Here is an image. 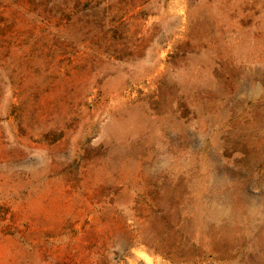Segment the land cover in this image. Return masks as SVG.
<instances>
[{
  "label": "rangeland",
  "instance_id": "374dc122",
  "mask_svg": "<svg viewBox=\"0 0 264 264\" xmlns=\"http://www.w3.org/2000/svg\"><path fill=\"white\" fill-rule=\"evenodd\" d=\"M0 264H264V0H0Z\"/></svg>",
  "mask_w": 264,
  "mask_h": 264
},
{
  "label": "bare ground",
  "instance_id": "6f19581e",
  "mask_svg": "<svg viewBox=\"0 0 264 264\" xmlns=\"http://www.w3.org/2000/svg\"><path fill=\"white\" fill-rule=\"evenodd\" d=\"M250 213H253V212H251L250 211ZM257 213L260 215V216H262L263 217V214H262V212H258L257 211ZM263 221H261V222H257V223H255L254 225H253V222L250 224V226L248 227V231H249V233H251L255 228L256 229H258V226L262 223ZM258 232V231H257ZM251 235H247V237H250ZM257 240H258V238H257ZM254 245V244H253ZM247 261V260H246Z\"/></svg>",
  "mask_w": 264,
  "mask_h": 264
}]
</instances>
